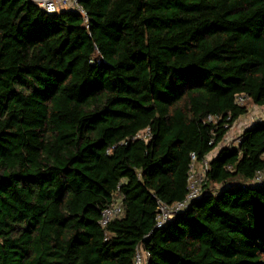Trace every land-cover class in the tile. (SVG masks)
<instances>
[{
    "label": "trees",
    "instance_id": "16d2710c",
    "mask_svg": "<svg viewBox=\"0 0 264 264\" xmlns=\"http://www.w3.org/2000/svg\"><path fill=\"white\" fill-rule=\"evenodd\" d=\"M81 5L0 0V264H264V121L220 148L264 106V0Z\"/></svg>",
    "mask_w": 264,
    "mask_h": 264
},
{
    "label": "built area",
    "instance_id": "2783aa9c",
    "mask_svg": "<svg viewBox=\"0 0 264 264\" xmlns=\"http://www.w3.org/2000/svg\"><path fill=\"white\" fill-rule=\"evenodd\" d=\"M36 5L39 9L46 12L48 15L54 16L66 11H74L81 14L86 18V12L81 5V0H28ZM248 99L243 96L238 99V103L243 105ZM209 122H216L213 117L209 118ZM148 134V133H147ZM145 138L148 135H144ZM193 165L191 166V174L189 178V193L186 199L182 202L169 206L163 202H158V214L156 217V228L161 229L167 223L171 222L179 213L184 212L194 200H199L202 196V183L205 179V173L208 170V160L203 162V176L196 179L195 175V160L196 157L192 156ZM255 184L264 185V171L258 172L254 180ZM122 215V204L116 202L113 205L105 208L101 214L100 226L105 228L110 222L119 218ZM150 253L145 250L143 246L137 248L134 264H149Z\"/></svg>",
    "mask_w": 264,
    "mask_h": 264
},
{
    "label": "rangeland",
    "instance_id": "374dc122",
    "mask_svg": "<svg viewBox=\"0 0 264 264\" xmlns=\"http://www.w3.org/2000/svg\"><path fill=\"white\" fill-rule=\"evenodd\" d=\"M246 105L249 107V114L242 119H240L229 131L226 136L225 141L222 143L220 148L222 147H234L237 146L239 137L242 135L244 130L251 126L254 122L264 121V106L259 107L252 104L250 101L246 102ZM144 133L142 136L144 137ZM217 149L214 153L209 156V160L212 159L218 152ZM203 168L199 165L195 166V175L196 179H200L203 176Z\"/></svg>",
    "mask_w": 264,
    "mask_h": 264
}]
</instances>
